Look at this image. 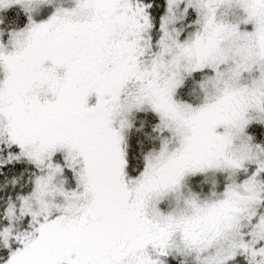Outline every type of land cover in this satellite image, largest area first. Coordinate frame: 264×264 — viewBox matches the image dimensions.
I'll return each mask as SVG.
<instances>
[{
  "label": "snow or ice",
  "instance_id": "6c2138e0",
  "mask_svg": "<svg viewBox=\"0 0 264 264\" xmlns=\"http://www.w3.org/2000/svg\"><path fill=\"white\" fill-rule=\"evenodd\" d=\"M0 264H264V0H0Z\"/></svg>",
  "mask_w": 264,
  "mask_h": 264
}]
</instances>
